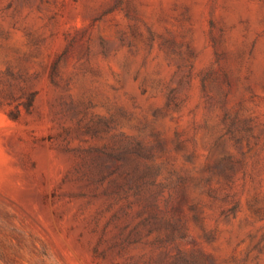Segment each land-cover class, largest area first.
Here are the masks:
<instances>
[{"label": "rangeland", "instance_id": "obj_1", "mask_svg": "<svg viewBox=\"0 0 264 264\" xmlns=\"http://www.w3.org/2000/svg\"><path fill=\"white\" fill-rule=\"evenodd\" d=\"M0 264H264V0H0Z\"/></svg>", "mask_w": 264, "mask_h": 264}, {"label": "trees", "instance_id": "obj_2", "mask_svg": "<svg viewBox=\"0 0 264 264\" xmlns=\"http://www.w3.org/2000/svg\"><path fill=\"white\" fill-rule=\"evenodd\" d=\"M35 96H36V93L34 91L28 93V95L26 97V101L19 102L13 110H10L8 112L9 116L11 118L17 119L21 115L22 110L29 112L31 110L33 104H34ZM176 100H177V93H176V90L174 89V90L170 91L169 102H168L167 106L169 107L171 105V103L176 102ZM137 145L140 148H145L143 142H138Z\"/></svg>", "mask_w": 264, "mask_h": 264}]
</instances>
